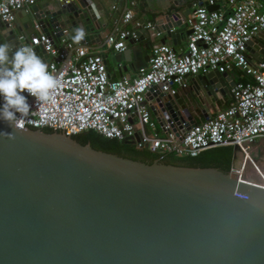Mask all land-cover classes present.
Wrapping results in <instances>:
<instances>
[{"label": "water", "instance_id": "95a60500", "mask_svg": "<svg viewBox=\"0 0 264 264\" xmlns=\"http://www.w3.org/2000/svg\"><path fill=\"white\" fill-rule=\"evenodd\" d=\"M126 1L42 0L16 13L9 26L0 22V41L17 45L18 37L35 34L34 24L49 38L61 29L71 38L82 26L85 38L74 44L98 50ZM162 1L148 6L157 18L153 29L164 35L161 44L168 39L175 46L190 34L184 20L194 0ZM137 35L138 41L148 37L142 29ZM126 54L110 59L119 63ZM246 54L264 62V31ZM228 78L217 72L193 77L188 100L202 106L204 95L223 96L225 88L214 86ZM155 101L180 134V123L185 130L195 124L179 94ZM12 131L0 121V132ZM0 264H264V186L214 168L132 161L58 132L19 130L15 140L0 138Z\"/></svg>", "mask_w": 264, "mask_h": 264}, {"label": "built area", "instance_id": "2783aa9c", "mask_svg": "<svg viewBox=\"0 0 264 264\" xmlns=\"http://www.w3.org/2000/svg\"><path fill=\"white\" fill-rule=\"evenodd\" d=\"M40 1L0 0V22L9 26L16 13ZM217 1L199 0L192 6L184 20L190 34L183 52L153 43L146 65L135 76L115 80L109 78L101 52L75 45L64 29L54 33L57 37L49 38L34 24L35 34L26 40L18 37L17 45H31L42 59L45 56L59 86L49 103L34 107L19 130H50L66 137L91 131L119 142L126 138L134 141L132 137L136 136L132 144L135 150L176 157L195 158L208 149L231 147L238 151L237 167L246 163L259 175L250 144L264 139V62L252 64L246 47L264 31V0H221L220 7L208 12L207 8L215 7ZM134 8L136 1L130 0L114 33L106 36L103 51L122 52L127 41L138 39L140 29L151 42L159 37L152 22L141 25L134 21ZM128 24L132 27L126 30ZM232 71H239L249 80L234 83L229 103L213 116L186 130V122L180 123L183 133L158 108L156 98L173 97L185 90L187 78ZM29 103L34 105V98L29 97ZM242 165L233 173V179L263 187L264 182L253 184L247 180Z\"/></svg>", "mask_w": 264, "mask_h": 264}, {"label": "clouds", "instance_id": "9594fccd", "mask_svg": "<svg viewBox=\"0 0 264 264\" xmlns=\"http://www.w3.org/2000/svg\"><path fill=\"white\" fill-rule=\"evenodd\" d=\"M73 43L85 38L84 28L73 29ZM59 81L49 65L28 44L0 41V121L13 129L0 132V138L15 140L16 133L36 105L49 103ZM34 98V105L29 103Z\"/></svg>", "mask_w": 264, "mask_h": 264}, {"label": "crops", "instance_id": "0c3cea01", "mask_svg": "<svg viewBox=\"0 0 264 264\" xmlns=\"http://www.w3.org/2000/svg\"><path fill=\"white\" fill-rule=\"evenodd\" d=\"M129 1H126V7L127 9L129 8ZM136 1V15L134 16V21L138 22L140 21V19L144 20V23L147 22H153L154 19H157L154 15L150 14V10H149V5L153 6V7H159L161 6L164 2L162 0H150L149 2H146L144 0H135ZM197 4V1L194 0L193 5ZM222 5V1L218 0L216 3V6H221ZM114 7H117V3L114 4ZM170 9H172V6L170 7ZM175 11H179V8H176ZM117 25V24H115ZM115 25H107L106 26V31H107V35H110L112 33H114L115 31ZM132 25L128 24L126 25L124 28L126 30L131 29ZM188 30V29H187ZM164 38L163 34H160L159 37L151 42L149 39L146 40H142V41H127L125 43V49L124 52H126L127 54L125 55V57L120 59L119 63H116L115 59H113V56H116L117 53H114L111 50H104V47H102L101 49H97V45L96 44H91L90 46L85 45L87 47V49L89 51H93V52H101V56L103 58V56L105 57V67H106V71L107 74L109 76L110 79L115 80L120 78L121 76L124 75H128V76H135L137 73V70L141 67H144L146 65V60L145 57H147L148 59V54H149V49L150 46L153 43H160V41ZM186 38L187 36H181L180 38V43L176 44L175 46L172 45L171 41L168 39H165L164 44L169 45L174 52L176 53H181L184 51V47H185V43H186ZM72 41V39H71ZM127 50V51H126ZM128 50H131L133 52L132 54V58L131 55L129 54ZM110 57H113L110 59ZM254 58V57H253ZM249 59V58H248ZM249 61L253 64L258 62V60L255 58V60L253 61L252 59H249ZM226 76H228L229 78L227 79L226 82H224V86L220 85V84H215L214 87H219V88H225L224 89V95L221 96L218 93H212L211 96L207 97L204 95V98H201L202 101V106H196L193 105L188 99L190 98V100L194 99V96L192 95V92H189L188 90L191 87V82H192V78L193 77H189L186 79L187 82V88L183 91H179L178 94L180 95L182 101L184 102L189 115L191 116L192 120L194 121L195 124L200 123L201 121L205 120L208 117L213 116L216 112L224 109L227 104L229 103L230 97H229V90L231 88V83H236L237 81H246L249 80V78L244 77L239 71H232V72H228L226 73ZM195 77V76H194ZM198 93L199 97L200 93ZM152 118H154V115L151 113ZM252 154L256 155L255 153V147L252 146L251 148Z\"/></svg>", "mask_w": 264, "mask_h": 264}, {"label": "trees", "instance_id": "16d2710c", "mask_svg": "<svg viewBox=\"0 0 264 264\" xmlns=\"http://www.w3.org/2000/svg\"><path fill=\"white\" fill-rule=\"evenodd\" d=\"M52 133L50 130H44ZM71 139L80 145H89L90 148L117 157L126 158L145 164H151L155 160L160 163L185 166L189 168H214L227 174L231 165V147H217L203 151L195 158L176 157L172 154L150 153L147 150H135L132 145L121 144L116 140H107L100 135L88 131L79 135L71 136ZM163 158V160H160Z\"/></svg>", "mask_w": 264, "mask_h": 264}, {"label": "rangeland", "instance_id": "374dc122", "mask_svg": "<svg viewBox=\"0 0 264 264\" xmlns=\"http://www.w3.org/2000/svg\"><path fill=\"white\" fill-rule=\"evenodd\" d=\"M250 145H251L250 149L252 148V146L255 147L256 155H255L253 163L256 165L259 175L257 173H255L251 169V167L246 163L244 165H242V162H241L240 166L242 165L243 170L245 168H248L245 171V174H250V176L253 178V179L248 178V181L250 183H253V184H258L259 182L262 183V182H264V139H257ZM231 150H232L231 163H234V165L235 164L237 165V161L239 160L238 151H237V149H234V148H231ZM255 161L257 162L258 165L256 164ZM240 166L237 167V169H240ZM247 171H248V173H247ZM229 172H230V169H229Z\"/></svg>", "mask_w": 264, "mask_h": 264}, {"label": "bare ground", "instance_id": "6f19581e", "mask_svg": "<svg viewBox=\"0 0 264 264\" xmlns=\"http://www.w3.org/2000/svg\"><path fill=\"white\" fill-rule=\"evenodd\" d=\"M251 150V149H250ZM237 169V165L235 164L234 165V163H233V165H232V171H231V175H230V177L233 179V173H235V170ZM248 168H245L244 170H243V172L244 171H246ZM247 173H248V171H247ZM245 176L247 177V178H250V179H253L251 176H250V174H245ZM250 176V177H249ZM248 180V179H247ZM259 181V180H258Z\"/></svg>", "mask_w": 264, "mask_h": 264}, {"label": "flooded vegetation", "instance_id": "af4514ba", "mask_svg": "<svg viewBox=\"0 0 264 264\" xmlns=\"http://www.w3.org/2000/svg\"><path fill=\"white\" fill-rule=\"evenodd\" d=\"M125 145H127V144H125ZM160 160H163V158H161Z\"/></svg>", "mask_w": 264, "mask_h": 264}]
</instances>
